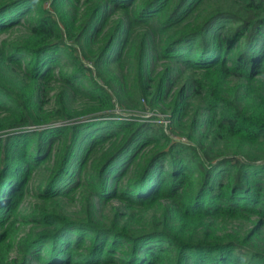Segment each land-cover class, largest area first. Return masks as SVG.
<instances>
[{"label":"trees","instance_id":"1","mask_svg":"<svg viewBox=\"0 0 264 264\" xmlns=\"http://www.w3.org/2000/svg\"><path fill=\"white\" fill-rule=\"evenodd\" d=\"M75 1L0 5V33L24 27L0 45V264H17L13 248L23 253L19 264H264V0H227L229 8L210 0H142L137 8V0H97L76 28ZM114 9L124 16L110 23ZM134 24L153 31L138 36ZM128 58L130 86L113 69ZM157 59L169 65L155 72ZM55 81L62 89L47 108ZM75 94L86 104L68 102ZM115 100L129 109L164 104L178 140L150 120L118 116ZM59 139L56 167L29 216L40 231L17 238L21 193ZM110 142L87 174L93 149ZM142 146L150 149L122 187L116 181L129 175ZM80 175L94 204L112 197L129 210L161 213L150 230L131 233L88 217L74 222L57 206ZM231 222L252 225L234 231Z\"/></svg>","mask_w":264,"mask_h":264},{"label":"rangeland","instance_id":"2","mask_svg":"<svg viewBox=\"0 0 264 264\" xmlns=\"http://www.w3.org/2000/svg\"><path fill=\"white\" fill-rule=\"evenodd\" d=\"M10 0H0V5L3 3H6ZM97 0H77L75 1V5L78 8L77 14L74 16V18L70 19V22L72 21V26L75 28L78 26L79 22H81L84 18V11L86 10L87 6L91 4L92 2H95ZM142 0H137L135 2L136 8L142 3ZM217 3L223 4L224 8H229L228 1L227 0H210L209 6L213 7ZM44 7L50 9L49 1L44 2ZM132 6H130L131 8ZM134 8V7H132ZM135 8V9H136ZM57 14V13H56ZM59 16V15H58ZM124 15L119 10H112L109 14L108 22H118L121 20V18ZM26 17L23 14H20L18 17V20H22V18ZM57 17V15H56ZM59 24L63 26L61 23V19H58ZM150 24H134L132 25V29L134 31V34L136 35H143L146 32L153 31L154 25ZM24 34V27L18 26L16 28L8 29L7 31L0 33V45L4 44H10L15 42L20 36ZM158 33H156V36L154 37L155 41L157 42L160 38L157 36ZM69 42L67 38H65ZM100 46V43H97L96 45H93L91 48L93 50H97V48ZM78 50V46H76ZM65 61V60H64ZM69 65V61H66ZM85 62V61H84ZM85 65H88L85 63ZM166 65H169L168 62H166L163 59H157L153 65L155 72L159 71L166 67ZM92 68V67H91ZM114 71H116V74L123 78L124 82L127 86H130L132 84V78H133V62L128 58L125 59L122 67L113 65ZM95 77V74L93 75ZM184 76H187L184 75ZM96 78V77H95ZM183 79L185 77L181 78L177 85L174 86V89L172 92H174L178 87H180L183 84ZM98 83L105 87L103 82L101 80H97ZM236 79H232V82H235ZM52 91L48 94L46 98V107L50 108V106L53 104L54 101V95L56 92L60 91L62 89L61 84L58 81H55L50 84ZM139 96L136 94V97ZM68 102H70L74 107L79 108L86 104V99L79 95L75 94L68 98ZM115 113L123 118L128 119H140V120H150L154 123V126L156 127H162L164 132L168 133L173 140H178V135L174 136L172 133L171 125L169 124V121L167 119L168 110L166 111V106L164 104H159L155 106L153 109L150 108H122L117 101L115 100ZM196 104V102H195ZM140 105L143 107H146L145 101L140 98ZM165 110V111H164ZM186 141L185 136L182 137V139ZM111 142L107 143L106 145L102 146L101 148L98 146L93 149L92 156H90L86 160V173L89 174L91 172V162L92 160L98 159L101 154L108 148L111 147ZM151 146V145H150ZM150 146H142L140 148V152L138 153L137 160L135 164L131 167L129 175L125 176L124 178L120 179V182L123 185H125L127 181V177L132 175L134 168L136 167L137 162H140L142 158L140 159V155L145 154L149 149ZM63 148L62 140H54L52 144H50L49 150H48V156L46 157V160L44 162H41L37 166L34 167V169L31 171L30 178L27 180L23 192L21 193L20 197V204L17 208L16 216H15V222H14V230L16 231L17 238L24 236L25 234L29 232H38L40 231V227H38L37 224H33L29 219V216L32 212V210L39 205L38 199L35 198L34 193L38 191V187L41 185H44V183L48 180V177L53 172V170L56 167V162L58 161V154L61 152ZM85 179L84 176L80 175L79 178H77V181L80 182V186L77 185L74 187L73 190L70 191L69 195L71 196L69 199H62L58 202L57 209L61 214H64L65 216L72 219L74 222H80L86 219V217L92 219L94 224L98 226H102L105 228H123L127 232H137L140 230H150V226L153 222V216H158L161 212L159 210L157 211L156 208H152L149 211H142V209L139 208H133L132 210L126 209L123 202L120 200L114 199L111 197L109 201L104 203H96L94 204L93 196L87 192V189L82 184V181ZM114 186V184H112ZM117 190H119L118 186H115ZM109 190V189H107ZM109 193V192H108ZM164 204H166V201H163ZM95 206V209H94ZM134 213V217L132 219L127 218L128 213ZM252 224H249L245 227H242L239 223L231 222L227 225L228 229L238 230L241 228L242 231L247 230L251 227ZM232 230V231H233ZM1 231V228H0ZM255 243V242H254ZM256 244V243H255ZM10 258L12 260H15V263L19 264L23 260V253L20 249L13 248L10 253ZM31 264H37V261L31 260Z\"/></svg>","mask_w":264,"mask_h":264}]
</instances>
